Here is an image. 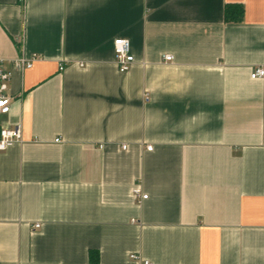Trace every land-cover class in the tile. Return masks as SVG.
Here are the masks:
<instances>
[{
	"label": "crops",
	"instance_id": "1",
	"mask_svg": "<svg viewBox=\"0 0 264 264\" xmlns=\"http://www.w3.org/2000/svg\"><path fill=\"white\" fill-rule=\"evenodd\" d=\"M0 57V264H264V0H0Z\"/></svg>",
	"mask_w": 264,
	"mask_h": 264
},
{
	"label": "built area",
	"instance_id": "2",
	"mask_svg": "<svg viewBox=\"0 0 264 264\" xmlns=\"http://www.w3.org/2000/svg\"><path fill=\"white\" fill-rule=\"evenodd\" d=\"M131 44L129 39L127 38H117L114 41V50L116 55V63L121 72L128 71L133 63L135 62V57L131 53ZM38 57H26L20 56L16 60L17 69L24 71L33 66L34 61ZM171 55H167L166 59L173 60ZM64 66L61 65L60 70L63 69ZM252 78H262L264 77V67H256L251 73ZM12 78V72L9 68L6 67L4 63V59L0 57V151H4L12 146L14 143L23 141V133L21 126H16L14 128L4 126L2 122V117L4 115H8L11 111L12 97L8 93L9 82ZM59 141L60 139H56ZM153 147L151 145L148 146V150H152ZM134 195L136 198L146 199L148 198V194L142 192L141 186L137 185L134 189ZM35 227H40L39 224L35 225ZM132 258H136V255H132ZM145 264H152L150 261L145 262Z\"/></svg>",
	"mask_w": 264,
	"mask_h": 264
},
{
	"label": "trees",
	"instance_id": "3",
	"mask_svg": "<svg viewBox=\"0 0 264 264\" xmlns=\"http://www.w3.org/2000/svg\"><path fill=\"white\" fill-rule=\"evenodd\" d=\"M244 16V8L241 5L236 4H229L226 6L225 9V19L228 22H240L243 20ZM90 258L92 261H98L99 260V253L97 251L91 250L90 252Z\"/></svg>",
	"mask_w": 264,
	"mask_h": 264
}]
</instances>
